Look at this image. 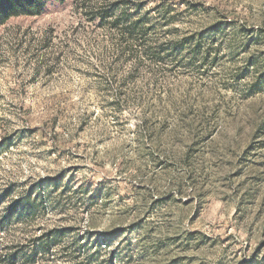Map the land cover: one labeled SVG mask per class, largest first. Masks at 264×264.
I'll list each match as a JSON object with an SVG mask.
<instances>
[{
  "label": "rangeland",
  "instance_id": "obj_1",
  "mask_svg": "<svg viewBox=\"0 0 264 264\" xmlns=\"http://www.w3.org/2000/svg\"><path fill=\"white\" fill-rule=\"evenodd\" d=\"M0 264H264V0L1 25Z\"/></svg>",
  "mask_w": 264,
  "mask_h": 264
},
{
  "label": "trees",
  "instance_id": "obj_2",
  "mask_svg": "<svg viewBox=\"0 0 264 264\" xmlns=\"http://www.w3.org/2000/svg\"><path fill=\"white\" fill-rule=\"evenodd\" d=\"M66 0H0V26L5 24L10 18L18 17V16H36L41 14L48 3L50 2H59L62 3ZM113 9L109 11H105L103 15H101L100 19L105 20L112 16ZM217 29H212L211 32L215 33ZM43 241L40 243L41 246ZM47 243V242H45ZM38 250L35 249L30 257H28L29 261L27 263L34 262Z\"/></svg>",
  "mask_w": 264,
  "mask_h": 264
}]
</instances>
